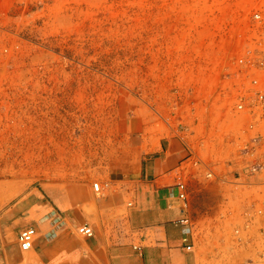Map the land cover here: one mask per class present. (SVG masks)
Wrapping results in <instances>:
<instances>
[{
  "label": "rangeland",
  "instance_id": "1",
  "mask_svg": "<svg viewBox=\"0 0 264 264\" xmlns=\"http://www.w3.org/2000/svg\"><path fill=\"white\" fill-rule=\"evenodd\" d=\"M255 10L264 0H0V263L16 264L19 216L35 227L43 209L124 233L141 161L179 136L187 250L264 264V171L233 108Z\"/></svg>",
  "mask_w": 264,
  "mask_h": 264
},
{
  "label": "crops",
  "instance_id": "2",
  "mask_svg": "<svg viewBox=\"0 0 264 264\" xmlns=\"http://www.w3.org/2000/svg\"><path fill=\"white\" fill-rule=\"evenodd\" d=\"M185 151L179 136L161 137L151 147L133 183L134 203L124 233L116 234L112 223L102 227L83 221L74 207H62L61 215L43 209L33 222L37 236L32 252L18 245L16 264H200L182 239L184 226L178 219L186 214L171 202L177 190L174 173L185 161ZM114 203H108V211L117 207ZM83 224L91 227V235L78 232ZM25 225L19 216V231Z\"/></svg>",
  "mask_w": 264,
  "mask_h": 264
},
{
  "label": "built area",
  "instance_id": "3",
  "mask_svg": "<svg viewBox=\"0 0 264 264\" xmlns=\"http://www.w3.org/2000/svg\"><path fill=\"white\" fill-rule=\"evenodd\" d=\"M251 18L259 24V38L254 41V46L247 47L241 55L236 58L233 74L239 78L240 89L233 102V108L249 117V123L245 131L252 135L245 143V149L253 161L250 171L253 173L264 171V12L255 10L251 13ZM4 52L6 46H2ZM100 184L96 181L92 184L93 190L98 191ZM176 197L184 200L186 197V183L179 179L176 182ZM131 204V203H130ZM255 214L264 219V204L255 208ZM178 222L183 225V242H188L191 232V222L187 216H182ZM264 226V221H262ZM78 232L84 235H91L90 226L83 224L78 227ZM37 236V231L33 226H25L18 232L17 242L21 250H29ZM186 249L191 245L187 243Z\"/></svg>",
  "mask_w": 264,
  "mask_h": 264
}]
</instances>
